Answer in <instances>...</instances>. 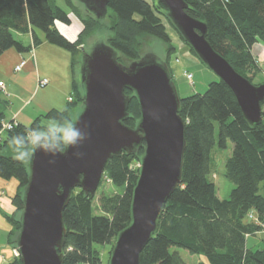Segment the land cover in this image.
<instances>
[{"label": "trees", "instance_id": "16d2710c", "mask_svg": "<svg viewBox=\"0 0 264 264\" xmlns=\"http://www.w3.org/2000/svg\"><path fill=\"white\" fill-rule=\"evenodd\" d=\"M67 8L80 20L82 30L75 41L65 39L55 23L69 25L68 12L56 5V0H0V55L14 48L18 53H29L43 40L75 55L85 49L86 40L108 32L105 43L118 54L122 63L137 61L145 37L159 40L165 46L164 62L169 65L177 47L172 43L167 27L172 26L166 9L151 0H110L104 21L89 12L84 13L65 0ZM185 13L200 20L207 27L206 40L242 77L254 85L261 67L252 55L256 43L264 45V0H183ZM107 19V20H106ZM189 53L193 50L184 42ZM16 34H30L31 45L25 46ZM79 61L73 60L72 68ZM124 64V63H123ZM264 67V66H262ZM73 97L69 108L50 110L34 119L28 126L15 123L4 133L0 148L10 147L16 156L0 154V178L15 179L16 191L11 197L14 213L10 221L13 228L7 241L15 249L19 229L18 215L22 210V190L28 182L25 162L14 151L12 138L25 140L23 150L35 131L51 133L53 126L42 120L63 125L73 118L72 111L81 103L79 81L73 79ZM124 124L134 128L140 114L132 92ZM74 98V99H73ZM8 104L0 96V127ZM264 101L261 104V123L249 125L244 119L232 93L221 81L209 83L203 94L180 99L178 114L184 123L185 148L181 170V183L163 205L155 232L140 253L139 264H186L173 247L190 254H202L207 263L197 264H264ZM12 123L14 121H11ZM232 150L224 163V177L233 184L227 199H219L212 181V151L217 146ZM143 147L134 153L122 152L105 164L100 184L109 183L111 193L102 191L93 205V196L85 195L80 188L73 190L62 212L66 230L62 248V264H101L100 253L94 245L110 244L131 222L130 205L136 185ZM121 192H118V190ZM15 213L16 217H15ZM252 214V218L249 215ZM256 243L247 244L249 237L258 236ZM7 264H21L14 257Z\"/></svg>", "mask_w": 264, "mask_h": 264}, {"label": "water", "instance_id": "95a60500", "mask_svg": "<svg viewBox=\"0 0 264 264\" xmlns=\"http://www.w3.org/2000/svg\"><path fill=\"white\" fill-rule=\"evenodd\" d=\"M97 20L104 21L110 0H76ZM182 39L232 93L249 125L261 123L264 84L254 85L233 70L206 40L204 22L185 13L183 0H156ZM105 41L81 53V104L72 118L86 128L88 139L79 149L55 157L37 151L25 162L28 182L22 190V210L15 249L21 264H62L66 230L62 212L74 189L93 196L106 162L122 152L143 147L139 174L132 191L130 224L116 237L108 264H139L140 253L155 232L163 205L181 183L185 148L180 98L162 60L147 54L122 64ZM132 92L140 117L134 128L124 124ZM80 151L79 158L73 155ZM54 160V163H49Z\"/></svg>", "mask_w": 264, "mask_h": 264}, {"label": "rangeland", "instance_id": "374dc122", "mask_svg": "<svg viewBox=\"0 0 264 264\" xmlns=\"http://www.w3.org/2000/svg\"><path fill=\"white\" fill-rule=\"evenodd\" d=\"M71 1L72 4L78 7L82 13L86 11L83 8V6L79 4L76 0H71ZM145 1L151 3V0H145ZM56 5L60 7L62 10L71 13V17L73 18L72 19L73 23L71 28H73L74 34L77 37L78 33L82 30V24L80 20L70 11L69 8H67L68 6L65 0H56ZM166 27H167V33L172 43L177 47L176 52L170 58L168 68L171 73V80L176 88L179 98L180 99L185 98L194 94H203L207 89L209 83L217 82L218 78L195 57H193L194 63L191 64H189V62H183L182 60H180L181 49L184 48L186 52L189 51L184 46L182 40L180 39L176 31H174V29L171 27L168 26ZM37 34H41V32L37 30ZM108 34H109L108 32H103L99 37L96 35L92 36L91 38L86 40L84 50H86V48L88 47L90 48L94 44V42H98L102 40L105 41L108 37ZM15 38L25 46L29 45L28 43L29 37L26 34H16ZM10 50L16 51L14 48H11ZM81 53H82V49L80 50L79 53L76 52L75 55L70 52V54L72 55V60L80 61ZM147 54H153L159 60L164 61L166 57L165 46L163 45L162 42H160L157 39L151 37H145L142 42L140 58ZM123 63L128 64L126 61H123L122 64ZM2 68H3L2 65H0L1 75L3 72ZM74 70L76 75L78 76L77 80L79 81L80 78L79 63L76 64ZM261 71L262 73H264V67H261ZM187 73L192 75V78L190 80H188L185 76V74ZM259 80H261L260 76L256 77L254 83H257ZM38 85L40 86V81L38 82ZM70 98L72 99V97ZM36 100L37 99H35L33 103H35ZM71 102L72 101H69V103ZM9 105H11V101H9ZM79 106H77V108L74 109V111L72 112L73 117L78 112ZM42 122L43 125H49L53 127L56 126V123L53 121L42 120ZM3 136L4 134H2V136L0 137L2 138ZM11 150L12 149L10 147L6 149L0 148V154L16 156L14 153H12ZM231 150H232V143L228 141L226 148L220 149L216 146L211 154L213 161L212 163L213 175L211 177L215 185L216 195L219 199H227L229 197L230 191L234 187L233 184L230 183L228 180H226L224 177V163L226 159L229 157ZM137 166L139 167V163ZM16 187H17V183L15 179L4 180L0 178V264H2V259L7 260V258H9V255H11V251L14 257H18L14 248L12 249V246L9 245L7 241V232L13 228V225L10 221L14 213L11 204V197L15 193ZM102 191L106 193H111L114 191V189L111 187L109 183H106L105 185L101 184L98 187L97 191L95 192V199L93 201L94 206L96 205L97 202L96 200L98 199ZM118 192L122 193L120 189L118 190ZM16 214L17 213H15V217ZM261 236H263L262 233H259L258 236L249 237L247 240V244L250 245L256 243L257 241L260 240L259 237ZM94 248L100 253L102 264H108L110 252L112 250L111 245L110 244L94 245ZM170 252L171 253L176 252L186 264H197L200 262L207 263L206 258L202 254H190L188 251L182 248L173 247L170 249Z\"/></svg>", "mask_w": 264, "mask_h": 264}, {"label": "crops", "instance_id": "0c3cea01", "mask_svg": "<svg viewBox=\"0 0 264 264\" xmlns=\"http://www.w3.org/2000/svg\"><path fill=\"white\" fill-rule=\"evenodd\" d=\"M68 18L70 20L69 25L60 22H56L55 25L65 39L73 42L76 36L73 28H71L73 23L71 13H68ZM26 35L29 37L28 43L31 45L30 34ZM37 35L42 41L31 52L18 53L9 49L8 52L0 55V65L3 67L2 75L0 74V82L2 83L0 96L8 104L4 111L5 122L14 121L28 126L34 119L50 110L63 111L68 109L70 105L68 98L74 95L73 79L74 77L77 79L78 76L76 73L75 76L73 75L72 55L69 51L43 40L42 34ZM252 55L258 65L262 67L264 64V45L261 43L253 45ZM193 57L184 48L181 49L180 60L191 64L194 63ZM22 61H24V65L21 70L15 72L14 68ZM258 76L261 77L260 81L264 82L262 71ZM41 80H47V85L39 87L38 82ZM35 99L37 100L33 103ZM9 101H11V105H9ZM12 208L14 211L13 206ZM13 258L11 251L7 260L2 259V264H7Z\"/></svg>", "mask_w": 264, "mask_h": 264}, {"label": "clouds", "instance_id": "9594fccd", "mask_svg": "<svg viewBox=\"0 0 264 264\" xmlns=\"http://www.w3.org/2000/svg\"><path fill=\"white\" fill-rule=\"evenodd\" d=\"M77 121L68 119L61 126H54L51 133L43 131H35L29 137L27 142L30 145L28 150H23L25 140L19 136L12 138V143L16 147L14 151L20 160L30 163L37 151L43 152L45 155L55 157L59 153H64L67 149H79V147L88 139L86 128L76 127ZM73 155L77 158L83 153L74 151ZM49 163H54L50 160Z\"/></svg>", "mask_w": 264, "mask_h": 264}, {"label": "built area", "instance_id": "2783aa9c", "mask_svg": "<svg viewBox=\"0 0 264 264\" xmlns=\"http://www.w3.org/2000/svg\"><path fill=\"white\" fill-rule=\"evenodd\" d=\"M24 65V61H22L20 64H18L16 67H15V71L19 72L22 68V66ZM186 78L188 80H190L192 78V75L191 74H185ZM47 80H41V87H44L47 85ZM2 86V83L0 82V87ZM69 100H71L69 98ZM16 122H2L1 123V127H0V136H2V134H4L6 131L8 130H11L13 128V126L15 125ZM0 140H1V137H0ZM249 218H252V214L249 215ZM16 251V249H14ZM17 253V251H16ZM18 255V254H17Z\"/></svg>", "mask_w": 264, "mask_h": 264}, {"label": "bare ground", "instance_id": "6f19581e", "mask_svg": "<svg viewBox=\"0 0 264 264\" xmlns=\"http://www.w3.org/2000/svg\"><path fill=\"white\" fill-rule=\"evenodd\" d=\"M154 51V50H153ZM14 71H15V68H14ZM15 72H17V71H15ZM40 83H41V81H40ZM39 87H41V84H40V86ZM71 99V98H70ZM68 101H72V99L71 100H69L68 99ZM11 122V121H10Z\"/></svg>", "mask_w": 264, "mask_h": 264}]
</instances>
